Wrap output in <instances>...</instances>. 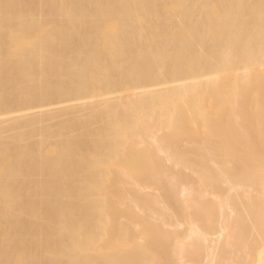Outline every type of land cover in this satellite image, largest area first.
I'll use <instances>...</instances> for the list:
<instances>
[{"label":"bare ground","instance_id":"bare-ground-1","mask_svg":"<svg viewBox=\"0 0 264 264\" xmlns=\"http://www.w3.org/2000/svg\"><path fill=\"white\" fill-rule=\"evenodd\" d=\"M0 264H264V0H0Z\"/></svg>","mask_w":264,"mask_h":264}]
</instances>
